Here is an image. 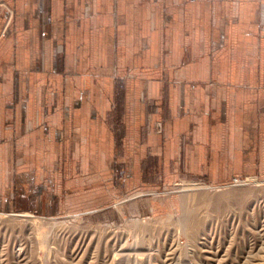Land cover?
<instances>
[{"label": "crops", "instance_id": "1", "mask_svg": "<svg viewBox=\"0 0 264 264\" xmlns=\"http://www.w3.org/2000/svg\"><path fill=\"white\" fill-rule=\"evenodd\" d=\"M113 158L264 173V0H0V210Z\"/></svg>", "mask_w": 264, "mask_h": 264}, {"label": "rangeland", "instance_id": "2", "mask_svg": "<svg viewBox=\"0 0 264 264\" xmlns=\"http://www.w3.org/2000/svg\"><path fill=\"white\" fill-rule=\"evenodd\" d=\"M106 166L62 174L43 209L0 210V264H264V173L135 178L116 158Z\"/></svg>", "mask_w": 264, "mask_h": 264}, {"label": "built area", "instance_id": "3", "mask_svg": "<svg viewBox=\"0 0 264 264\" xmlns=\"http://www.w3.org/2000/svg\"><path fill=\"white\" fill-rule=\"evenodd\" d=\"M3 35H4V33L1 34V36H3Z\"/></svg>", "mask_w": 264, "mask_h": 264}, {"label": "bare ground", "instance_id": "4", "mask_svg": "<svg viewBox=\"0 0 264 264\" xmlns=\"http://www.w3.org/2000/svg\"><path fill=\"white\" fill-rule=\"evenodd\" d=\"M22 216H26L25 214H23Z\"/></svg>", "mask_w": 264, "mask_h": 264}]
</instances>
